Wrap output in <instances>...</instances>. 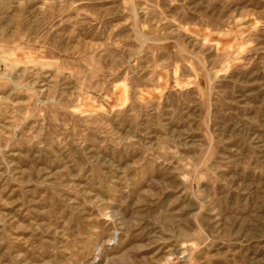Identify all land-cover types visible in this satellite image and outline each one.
Instances as JSON below:
<instances>
[{
  "label": "rangeland",
  "instance_id": "1",
  "mask_svg": "<svg viewBox=\"0 0 264 264\" xmlns=\"http://www.w3.org/2000/svg\"><path fill=\"white\" fill-rule=\"evenodd\" d=\"M0 264H264V0H0Z\"/></svg>",
  "mask_w": 264,
  "mask_h": 264
}]
</instances>
